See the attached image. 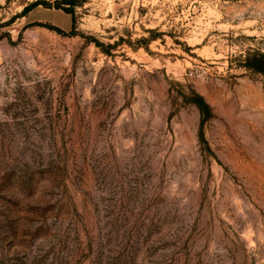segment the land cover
<instances>
[{"label":"rangeland","instance_id":"1","mask_svg":"<svg viewBox=\"0 0 264 264\" xmlns=\"http://www.w3.org/2000/svg\"><path fill=\"white\" fill-rule=\"evenodd\" d=\"M14 2L0 264H264V0H75L61 33Z\"/></svg>","mask_w":264,"mask_h":264},{"label":"trees","instance_id":"2","mask_svg":"<svg viewBox=\"0 0 264 264\" xmlns=\"http://www.w3.org/2000/svg\"><path fill=\"white\" fill-rule=\"evenodd\" d=\"M74 1L75 0H58V1H55V4H54V7L56 9H60V7H62L63 5H67V8H64V11L66 14L71 16L72 27L74 25V18H73V15L71 14L72 11L70 7H72L75 4ZM38 5H41L43 7L49 6V4L44 1H37L28 7H24L23 10L19 14L20 17H23L30 9ZM50 29L56 31L57 33H61V31L58 30L57 28L50 27ZM243 67L255 73H258L264 77V55H260V54L248 55L244 60ZM190 102L193 103L198 109L199 114H200V124L202 125L210 117V109L208 105L205 104L202 98L198 96H194L190 100Z\"/></svg>","mask_w":264,"mask_h":264},{"label":"crops","instance_id":"3","mask_svg":"<svg viewBox=\"0 0 264 264\" xmlns=\"http://www.w3.org/2000/svg\"><path fill=\"white\" fill-rule=\"evenodd\" d=\"M13 3L15 6V11L20 14V12L23 10L24 7H28L32 5L33 3L37 1H44L49 4L48 7H43L41 5H38L32 9H30L23 17L24 20H28V23H37V24H49L54 28H57L59 30H66L68 28H71L72 22L70 26L62 25V21L59 23L56 20L52 21V16H57L60 18V20H63L64 18H68L69 15L65 13L64 10L56 9L52 3L53 0H14Z\"/></svg>","mask_w":264,"mask_h":264}]
</instances>
